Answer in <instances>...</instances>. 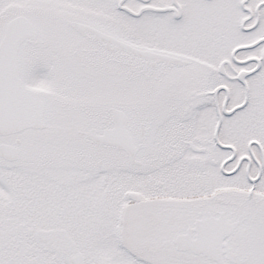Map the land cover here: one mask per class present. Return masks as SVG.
<instances>
[{
	"label": "snow or ice",
	"instance_id": "snow-or-ice-1",
	"mask_svg": "<svg viewBox=\"0 0 264 264\" xmlns=\"http://www.w3.org/2000/svg\"><path fill=\"white\" fill-rule=\"evenodd\" d=\"M0 264H264V0H0Z\"/></svg>",
	"mask_w": 264,
	"mask_h": 264
}]
</instances>
